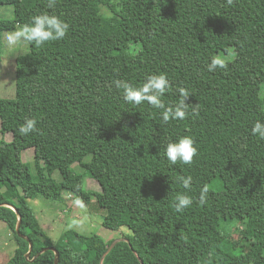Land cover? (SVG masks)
I'll return each mask as SVG.
<instances>
[{"label":"trees","instance_id":"1","mask_svg":"<svg viewBox=\"0 0 264 264\" xmlns=\"http://www.w3.org/2000/svg\"><path fill=\"white\" fill-rule=\"evenodd\" d=\"M47 4L0 0L15 9L13 20L0 19V63L3 34L32 16L55 14L69 25L63 40L30 45L17 58L16 99H0V134L13 136L0 139V220L16 242L7 264H55L56 253L44 251L50 247L59 251V264H264V140L251 133L264 122V0ZM221 53L235 58L208 71ZM159 74L171 85L166 106L179 102V88L189 91L186 119L166 124L162 110L126 103L114 83L139 87ZM26 119L37 121V131L21 135ZM182 136L194 140L198 155L191 165H170L164 149ZM28 149L36 175L23 160ZM87 176L101 191L86 189ZM177 176L192 177L190 190ZM178 193L193 199L179 213ZM65 194L86 205L95 199L106 211L103 226L129 229V242L121 240L103 262L115 240L69 230L54 242L29 200Z\"/></svg>","mask_w":264,"mask_h":264},{"label":"clouds","instance_id":"2","mask_svg":"<svg viewBox=\"0 0 264 264\" xmlns=\"http://www.w3.org/2000/svg\"><path fill=\"white\" fill-rule=\"evenodd\" d=\"M228 5H232L234 0H226ZM56 0H48L47 6L53 8ZM69 30V25L55 14L42 13L31 17L30 23H26L19 27L18 30L3 34L5 47L14 50L20 45H34L42 47L48 42L63 40ZM226 65L219 57H213L208 64V71H215L217 68H224ZM117 89H122L123 100L133 106H141L145 103L152 108L160 109L161 118L164 123L170 120H184L188 116V105L185 103L190 93L185 88H179L178 92L181 97L176 106H166L162 100L164 94L170 89V82L165 74L150 75L142 86L134 87L123 81H114ZM196 109H193L195 112ZM37 121L35 119H26L24 124L19 128L21 135H28L37 131ZM251 133L259 139L264 140V122L256 121ZM164 155L170 165L181 163L191 165L194 157L198 155V148L195 146L194 140L190 136L179 137L174 142H168L164 149ZM176 182L182 185L185 190H190L192 185L191 176H177ZM207 188L201 191V201L204 200ZM193 199L191 196L178 193L175 196L173 207L176 212H183L191 207ZM82 206V205H81Z\"/></svg>","mask_w":264,"mask_h":264},{"label":"rangeland","instance_id":"3","mask_svg":"<svg viewBox=\"0 0 264 264\" xmlns=\"http://www.w3.org/2000/svg\"><path fill=\"white\" fill-rule=\"evenodd\" d=\"M118 2V0H114ZM102 12L105 15H110V11L106 8H102ZM15 17V9L12 5H0V19L13 20ZM20 26H18L17 30ZM30 45H20L14 50H9L5 47L3 40V59L0 63V99H16V60L19 56L29 53ZM222 60H233L235 53H229L227 55L221 53L219 56ZM251 92H256L255 88L249 87ZM262 95L264 97V86L262 89ZM1 128V124H0ZM12 141L13 136L11 134L2 135L0 139ZM23 160L30 164L32 173L37 174L34 149H28L23 153ZM91 156L86 157L85 161H90ZM76 172L85 173V170L79 164L73 166ZM53 178L60 182L62 176L59 171L53 174ZM85 187L95 191H101L100 184L90 178L86 177ZM62 200H51L46 198L30 199V207L32 208L34 215L38 221V225L42 227L54 242L59 241L65 232L69 230H76L84 235H100L105 240L114 238L116 240H123L126 235H131V232L127 228H122L120 231L112 232L103 227V217L106 216V211L101 209L94 199L90 205H86L83 202L76 200L73 195L65 194ZM82 205V206H81ZM9 238V229L6 224L0 220V248L2 255V262L5 264L14 255L16 249V242L12 237ZM34 237V236H33ZM241 235H234V242L241 240ZM121 238V239H119ZM3 250V251H2ZM30 252V251H29ZM28 255V254H27ZM1 256V257H2Z\"/></svg>","mask_w":264,"mask_h":264},{"label":"water","instance_id":"4","mask_svg":"<svg viewBox=\"0 0 264 264\" xmlns=\"http://www.w3.org/2000/svg\"><path fill=\"white\" fill-rule=\"evenodd\" d=\"M7 206L13 208V206H11V205H7ZM13 209H14V208H13ZM14 210L18 213V210H17V209H14ZM21 224H22V219H21V217H20V219H19V223H18V226H17V232H18V234H19L20 236L24 237L22 234H20V231H21ZM120 241H121V240H118V241L113 242V244L111 245V247H110V248L108 249V251L104 254V256H103V258H102V262H103L104 258H105V257H106V256H107V255L113 250V248H114V247H115ZM125 241L129 242L128 240H125ZM32 249H33V243L30 244V252L28 253L27 257L30 256ZM47 250H53V251L56 253L55 264H59V259H60V253H59V251L56 250L55 248H52V247H50V248H45V249H44V251H47Z\"/></svg>","mask_w":264,"mask_h":264},{"label":"crops","instance_id":"5","mask_svg":"<svg viewBox=\"0 0 264 264\" xmlns=\"http://www.w3.org/2000/svg\"><path fill=\"white\" fill-rule=\"evenodd\" d=\"M65 198V197H64ZM30 201H32V200H30ZM29 201V202H30ZM103 221H104V217H103ZM102 225H103V222H102ZM104 227V226H103ZM104 228H106V227H104ZM107 229V228H106ZM108 230H111V229H108ZM112 232H116V231H113V230H111ZM9 238H11V232L9 231ZM119 239H121V238H119ZM123 239V238H122ZM110 240H115L114 238H110L109 240H106V241H110ZM123 240H126V239H123ZM116 241H118V240H116ZM115 242V241H114ZM1 249H3V247L2 248H0V264H1V261H2V258H3V254H4V252H1ZM3 251V250H2ZM2 256V257H1ZM2 264H5V262H2Z\"/></svg>","mask_w":264,"mask_h":264}]
</instances>
